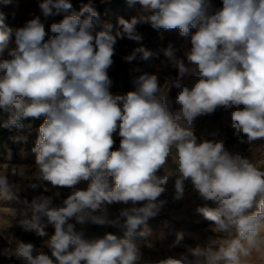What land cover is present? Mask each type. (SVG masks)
<instances>
[{"label": "clouds", "instance_id": "clouds-1", "mask_svg": "<svg viewBox=\"0 0 264 264\" xmlns=\"http://www.w3.org/2000/svg\"><path fill=\"white\" fill-rule=\"evenodd\" d=\"M129 2H138L142 11L130 21L119 18L115 31L111 24L95 29L98 13L91 0L47 31L39 16L13 30L0 13V57L8 49V58H0V111L7 114L0 127L23 128V120L43 117L28 187L70 189L59 204L41 195L15 210L0 235L14 220L40 237L47 226L54 234L42 248L17 241L9 254L21 264H252L254 253L264 261V168L227 151L216 139L218 129L212 139L195 135L198 117L223 108L240 143L264 141V0H221L218 8L211 0ZM39 7L48 17L72 4L42 0ZM145 24L190 37L187 63L176 61L177 75L163 84L142 72L134 91L113 94L108 69L114 46L124 38L140 42L137 26ZM13 36L15 47L9 49ZM136 53L143 60L153 56L138 47L123 59L130 63ZM164 54L173 57L171 48ZM114 134L120 137L115 149ZM20 169L17 175L25 177ZM173 178L177 198L186 180L194 185L204 202L196 212L212 222L214 235L205 247L144 261L136 237L150 234L147 221L159 214L158 198ZM82 181H90L87 189L77 187ZM20 189L0 171V197L12 199ZM113 203L130 206L113 214ZM86 225L111 226L122 236L85 239ZM182 240L178 233L169 247Z\"/></svg>", "mask_w": 264, "mask_h": 264}, {"label": "rangeland", "instance_id": "rangeland-1", "mask_svg": "<svg viewBox=\"0 0 264 264\" xmlns=\"http://www.w3.org/2000/svg\"><path fill=\"white\" fill-rule=\"evenodd\" d=\"M41 2L42 0H0V13L4 15L5 24L13 30L23 27L27 21L39 16L47 31L51 23L59 22L67 14L79 13L81 7L88 4L90 0H70L71 9L48 17L43 15L39 7ZM211 2L217 8L221 6V0H211ZM91 4L98 13V20L94 25L97 31L102 30L105 24H111L115 31L120 27L119 18L130 21L142 11L138 2L130 3L129 0H91ZM86 15L87 13H85ZM137 30L143 37L140 42L124 38L118 39L114 46V63L108 69L110 91L113 94L123 95L129 91H134L136 88L135 78L142 72L156 75L160 84H163L166 78L177 75L176 61L187 63L186 54L191 48L190 37L180 36L178 29L155 30L145 24L138 25ZM190 31L195 32V29ZM14 47L13 36L8 48ZM138 47H143L152 52L153 56L148 60H143L141 59L142 53H136V59L130 63L126 62L123 58L131 55ZM168 48L173 51L172 58L164 54V50ZM7 52L8 49H5L0 58H8ZM136 68L141 71L136 72ZM176 91L173 89L170 93L173 98ZM42 122L43 117L31 119L28 124L30 127L26 124L23 128H17L6 139L0 141V171H7L10 181L21 185L20 191L15 193L14 198L4 199L0 197V227L12 221L15 210L19 213L27 207L25 201L30 204L33 198L43 195L52 196L54 203L59 204L70 194L68 188H57L51 185H42L37 189L28 187L30 182L28 178L36 171L35 153L32 152V148L35 145L38 128ZM229 123V112L223 108H218L215 112L196 119L195 135L198 140L201 138L212 139L210 134L218 129L219 135L216 139L224 141L227 151L239 153L251 159L257 166L264 168V141H255L252 144L240 143L233 135V129ZM114 140L113 148L115 149L119 147L120 137L114 134ZM20 168L26 170L25 177L17 175L22 171ZM160 174H163L162 170ZM89 183L90 181H82L77 187L87 189ZM45 186L48 187V191L44 190ZM56 192L60 193L59 197L54 196ZM158 201H163L159 214L147 221V229L150 234L145 237H136L144 261H155L170 255L180 254L186 251V247L207 246L208 237L214 235L211 232L212 222L196 212L197 206H202L204 202L200 200L198 192L190 180L185 181L183 194L177 198L174 178L170 179L166 191L158 198ZM143 203L145 202H138L137 206H142ZM128 206L130 204L113 203L109 208L113 214H118L121 208ZM210 206L214 205L210 204ZM16 219H19V215ZM79 228L80 226L77 225L78 230ZM44 230L47 235L40 237L34 230H24L14 220L12 226L3 235H0V264H21L20 260L9 254L17 241L30 242L37 248H42L43 242L54 234V229L51 226H47ZM105 233H112L118 237L122 236V232L111 226H85V239L103 238ZM178 233H183V240L179 246L170 248L169 246L176 240ZM148 244H152L153 247L149 248ZM43 250L51 257L47 248H43ZM258 256L257 253L253 254L252 264H264V261L260 260ZM52 259L55 260L54 257Z\"/></svg>", "mask_w": 264, "mask_h": 264}, {"label": "trees", "instance_id": "trees-1", "mask_svg": "<svg viewBox=\"0 0 264 264\" xmlns=\"http://www.w3.org/2000/svg\"><path fill=\"white\" fill-rule=\"evenodd\" d=\"M4 119H7V114L3 113L2 111H0V122H2ZM30 121H31V118H28V119L23 120L22 123L24 125L27 124V126H28ZM16 129H17L16 127H12V128H2V127H0V141L6 139L8 137V135L10 133H12L13 131H15Z\"/></svg>", "mask_w": 264, "mask_h": 264}]
</instances>
